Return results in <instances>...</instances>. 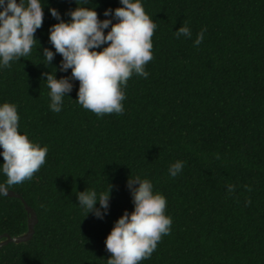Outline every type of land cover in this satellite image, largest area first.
Returning a JSON list of instances; mask_svg holds the SVG:
<instances>
[{
  "label": "trees",
  "instance_id": "obj_1",
  "mask_svg": "<svg viewBox=\"0 0 264 264\" xmlns=\"http://www.w3.org/2000/svg\"><path fill=\"white\" fill-rule=\"evenodd\" d=\"M141 2L157 24L153 59L148 78L129 79L123 114L84 109L75 101L78 81L60 113L49 108L44 73L55 69L42 56L44 48L55 51L49 29L59 22L49 8L68 21L75 0H47L31 54L0 69V104H16L20 133L49 149L31 180L8 189L37 221L30 240L0 247V264H107L105 240L124 211L134 210L130 176L151 180L172 218L170 234L140 264H264V0ZM92 5L101 20L122 6ZM185 25L192 38L176 39ZM61 61L56 54L57 79L71 76L59 70ZM177 161L184 167L173 178L168 169ZM108 184V213L86 216L77 193ZM29 220L20 198L0 196V241L26 233Z\"/></svg>",
  "mask_w": 264,
  "mask_h": 264
},
{
  "label": "clouds",
  "instance_id": "obj_2",
  "mask_svg": "<svg viewBox=\"0 0 264 264\" xmlns=\"http://www.w3.org/2000/svg\"><path fill=\"white\" fill-rule=\"evenodd\" d=\"M119 2L121 7L105 10L104 16L111 18L103 20L99 19L92 0H75L77 7L67 13L68 21L57 9L49 8L51 16L59 21L49 29V41L55 51L44 48L42 56L47 66L44 65L55 69L44 73L52 112L62 111L64 97H69L73 90L72 81H78L75 101L84 109L100 117L123 114L124 89L129 79L133 74L148 78L145 66L153 59L152 37L157 24L146 13L141 0ZM45 7L47 0L46 3L44 0H0V69L11 67V62L31 54L39 42L35 33L42 27ZM105 30H108L106 34ZM205 31L197 34L194 46L203 42ZM174 35L176 39L192 38L186 25L174 31ZM56 54L62 57L59 70L71 69L70 77L56 78L57 69L52 65ZM19 121L16 104H0V156L4 160L0 174L6 177L0 183V196H6L14 185L31 180L48 155L47 145L42 147L32 142L27 133H20ZM183 167V161L175 162L168 169L169 175L175 178ZM127 187L134 210L131 213L125 210L107 236L105 245L111 253L107 264H140L151 258L162 237L171 232L172 218L165 214L167 199L154 191L152 181L130 176ZM111 191L109 185L105 191L78 192V205L86 216L92 213L103 219L110 207ZM228 191H234V186L229 185Z\"/></svg>",
  "mask_w": 264,
  "mask_h": 264
},
{
  "label": "water",
  "instance_id": "obj_3",
  "mask_svg": "<svg viewBox=\"0 0 264 264\" xmlns=\"http://www.w3.org/2000/svg\"><path fill=\"white\" fill-rule=\"evenodd\" d=\"M6 196L20 198L25 206L27 213L29 214L30 220L28 223V230L26 233L20 236H17V237H11L7 235L5 240L0 241V247L9 242L18 243V242H25V241L30 240L34 234V224L37 221L34 211L27 205V203L21 198L19 194L15 193L14 191L8 190V194Z\"/></svg>",
  "mask_w": 264,
  "mask_h": 264
}]
</instances>
